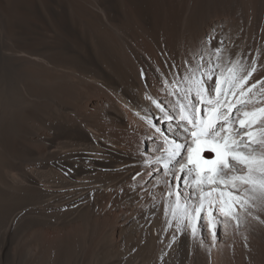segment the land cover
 Instances as JSON below:
<instances>
[{
    "label": "bare ground",
    "instance_id": "6f19581e",
    "mask_svg": "<svg viewBox=\"0 0 264 264\" xmlns=\"http://www.w3.org/2000/svg\"><path fill=\"white\" fill-rule=\"evenodd\" d=\"M0 24V85L21 74L0 98V264H264V226L248 248L169 247L162 210L132 191L160 114L146 95L170 99L157 66L217 26L254 45L264 0H0Z\"/></svg>",
    "mask_w": 264,
    "mask_h": 264
},
{
    "label": "snow or ice",
    "instance_id": "6c2138e0",
    "mask_svg": "<svg viewBox=\"0 0 264 264\" xmlns=\"http://www.w3.org/2000/svg\"><path fill=\"white\" fill-rule=\"evenodd\" d=\"M242 32L217 26L182 61L165 59L156 72L170 99L146 95L160 114L144 117L153 132L132 191L162 210L169 247L210 235L209 250L227 236L248 248L264 226V37L245 47Z\"/></svg>",
    "mask_w": 264,
    "mask_h": 264
},
{
    "label": "rangeland",
    "instance_id": "374dc122",
    "mask_svg": "<svg viewBox=\"0 0 264 264\" xmlns=\"http://www.w3.org/2000/svg\"><path fill=\"white\" fill-rule=\"evenodd\" d=\"M0 28L3 29V26L0 24ZM7 62L12 63L15 60V55L11 51H7ZM18 75H21L17 68L10 66L8 68V74L2 79V84L0 85V98L2 96H9L17 98L18 95V85H13L11 78L18 82Z\"/></svg>",
    "mask_w": 264,
    "mask_h": 264
}]
</instances>
